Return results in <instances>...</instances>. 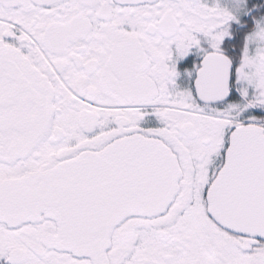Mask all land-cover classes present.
Returning a JSON list of instances; mask_svg holds the SVG:
<instances>
[{"label":"snow or ice","instance_id":"1","mask_svg":"<svg viewBox=\"0 0 264 264\" xmlns=\"http://www.w3.org/2000/svg\"><path fill=\"white\" fill-rule=\"evenodd\" d=\"M0 264H264V0H0Z\"/></svg>","mask_w":264,"mask_h":264}]
</instances>
